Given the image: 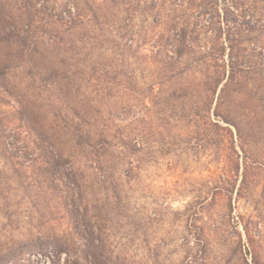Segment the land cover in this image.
<instances>
[{
	"label": "rangeland",
	"instance_id": "1",
	"mask_svg": "<svg viewBox=\"0 0 264 264\" xmlns=\"http://www.w3.org/2000/svg\"><path fill=\"white\" fill-rule=\"evenodd\" d=\"M242 23L264 0H0V264H264V73L207 99L192 63L234 41L259 66ZM99 47L124 53L119 82L87 79ZM76 109L109 145L101 186L66 143Z\"/></svg>",
	"mask_w": 264,
	"mask_h": 264
},
{
	"label": "trees",
	"instance_id": "2",
	"mask_svg": "<svg viewBox=\"0 0 264 264\" xmlns=\"http://www.w3.org/2000/svg\"><path fill=\"white\" fill-rule=\"evenodd\" d=\"M243 24V23H242ZM241 27L245 28L244 32L246 34L253 33L254 31H263L264 32V25H256V23H253L250 25L249 23H244L243 25H240ZM258 33V32H257ZM180 39L178 42H180L181 45L185 46V38L186 33L183 32L182 37H179ZM8 40L7 36L2 37L0 41ZM235 43L234 41L229 42L228 48L230 49V53L227 60L219 59L221 57V53H211L208 55H201V57L193 61L192 63L199 66V73L202 77V86L203 91L201 92L207 97H210V95H215L218 88L222 85V83L225 81L221 88V92L231 93L233 88L238 86L243 82V79L245 75H248L250 73L261 72L264 73V56L262 53H259L260 55V61L259 66L255 67L252 65L251 60L254 57V55H251L249 53H235ZM92 44H95L92 43ZM108 50L104 47L97 48V51H100V53H87L85 59H87V56L90 55L89 59V65H90V71L87 72V79L92 82L96 83L98 82L101 85H109L110 83L114 84L121 80L122 77H125L122 75L121 70V64L119 63L120 57L124 53H106L105 51ZM167 61H171L173 63H178L180 60L179 58L166 55L165 56ZM11 61V60H10ZM13 62V61H11ZM85 60L77 59L75 61L77 69L85 70L87 66L85 65ZM74 63V64H75ZM191 63V64H192ZM9 65L8 59H4L0 61V68L5 69ZM164 66H168L169 63L165 62L163 64ZM49 68V67H48ZM47 68V69H48ZM167 68V67H166ZM189 69V67H186ZM80 70V71H81ZM81 74L82 79L85 78V73L76 72ZM166 73H170V71H167ZM168 82V81H166ZM164 84L163 81L161 82H152L151 85H149L150 89H154L153 87L155 85H162ZM72 91V89H69ZM79 91V88L76 89V92ZM78 97V96H77ZM73 99V98H72ZM65 103H69V98H67ZM73 103V100H71ZM225 103V100L220 101L219 104L223 105ZM208 104V102H207ZM205 106L210 109V104ZM89 112V111H88ZM92 113H97V111L93 108L90 110ZM208 112V111H207ZM217 112V111H216ZM74 117L77 119V123L73 125L74 127V133L72 139H67L66 143L68 142H75L74 149L79 150V153H82L85 155V162H87V165L90 169H92L95 172V180H97L98 184L101 186L107 179V177L103 176L102 173L105 172V170L109 169V164L106 162V147H108V142L106 141V138L100 134L97 135L93 133L92 129L97 130L95 128V125L97 124V121H95L93 115H91V119L94 121H91V119H88V116L86 113H82L81 111H78V109L74 110L73 112ZM58 116H60L59 113H57ZM90 114V113H88ZM90 120V121H89ZM224 120H228L227 118H224ZM91 122V125H90ZM94 125V127H93ZM67 127V123L63 126V128ZM44 143H49L47 141H44ZM65 143V144H66ZM47 147V146H46ZM71 156H64L62 152L59 153L57 156V164H68L70 163L73 166V163H71ZM67 157V158H66ZM116 163H113V165H110L111 167L114 166ZM108 166V167H107ZM79 187V183H77ZM81 186V185H80ZM66 191H58V187L53 189V193H57L58 196L61 198L62 206L67 211L68 215H88V208L87 204L83 203L81 200V195H79L78 198L80 200L74 199V195L71 194L70 187L66 186ZM78 202V203H77ZM82 206H84L82 208ZM68 208L70 209L69 213ZM82 209V212H81Z\"/></svg>",
	"mask_w": 264,
	"mask_h": 264
}]
</instances>
